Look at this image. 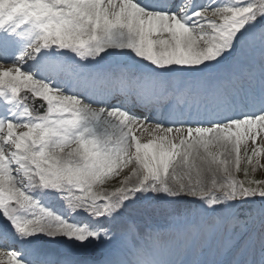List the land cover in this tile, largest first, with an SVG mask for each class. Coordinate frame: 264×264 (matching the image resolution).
I'll use <instances>...</instances> for the list:
<instances>
[{
  "label": "snow or ice",
  "instance_id": "6c2138e0",
  "mask_svg": "<svg viewBox=\"0 0 264 264\" xmlns=\"http://www.w3.org/2000/svg\"><path fill=\"white\" fill-rule=\"evenodd\" d=\"M262 158L264 0H0V264H264Z\"/></svg>",
  "mask_w": 264,
  "mask_h": 264
},
{
  "label": "bare ground",
  "instance_id": "6f19581e",
  "mask_svg": "<svg viewBox=\"0 0 264 264\" xmlns=\"http://www.w3.org/2000/svg\"><path fill=\"white\" fill-rule=\"evenodd\" d=\"M256 60L258 61V59L256 58ZM257 69H258V66H257ZM101 72L104 73L105 75H108V74H114L117 72V66L116 65H113V64H106L104 66H102L101 68ZM137 112L138 113H141L145 116H150L149 113H142L140 109H137ZM149 122H152L151 120ZM137 136H139L143 142H147L151 137L149 136V134L147 132H144L143 129H140L139 131H137ZM113 185V184H112ZM112 185L108 186V188H111ZM63 251V249L61 250V252ZM56 252V251H54Z\"/></svg>",
  "mask_w": 264,
  "mask_h": 264
},
{
  "label": "rangeland",
  "instance_id": "374dc122",
  "mask_svg": "<svg viewBox=\"0 0 264 264\" xmlns=\"http://www.w3.org/2000/svg\"><path fill=\"white\" fill-rule=\"evenodd\" d=\"M256 58L259 59V54L258 53H256ZM110 64L115 65V63H109V65ZM257 65H258V61H257ZM261 163H264V158L261 159ZM257 173H259L258 175H256L257 179L264 178V170H258ZM115 183H116V179H114L112 181H109L108 183H106L104 185V187L110 190L111 188H108V186L109 185L111 186L112 184H115ZM151 223L162 226V225L165 224V220H164V218L162 216H156V217L153 218ZM52 250L60 251L61 249H56V248L54 249L53 248ZM100 254H101V256H103L102 253H100Z\"/></svg>",
  "mask_w": 264,
  "mask_h": 264
},
{
  "label": "trees",
  "instance_id": "16d2710c",
  "mask_svg": "<svg viewBox=\"0 0 264 264\" xmlns=\"http://www.w3.org/2000/svg\"><path fill=\"white\" fill-rule=\"evenodd\" d=\"M259 173H257L256 175H258Z\"/></svg>",
  "mask_w": 264,
  "mask_h": 264
}]
</instances>
